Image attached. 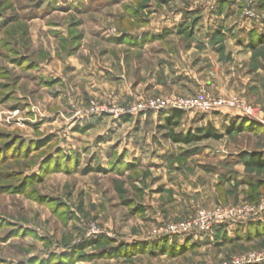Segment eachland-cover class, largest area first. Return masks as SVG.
<instances>
[{"label":"rangeland","instance_id":"rangeland-1","mask_svg":"<svg viewBox=\"0 0 264 264\" xmlns=\"http://www.w3.org/2000/svg\"><path fill=\"white\" fill-rule=\"evenodd\" d=\"M249 154L264 0H0V264H264ZM218 209L245 217L166 232Z\"/></svg>","mask_w":264,"mask_h":264},{"label":"built area","instance_id":"built-area-1","mask_svg":"<svg viewBox=\"0 0 264 264\" xmlns=\"http://www.w3.org/2000/svg\"><path fill=\"white\" fill-rule=\"evenodd\" d=\"M236 100L232 101V102H228L227 101H220L215 103V106H221V105H232L234 106L236 104ZM155 105L159 106V107H165L167 105L174 107V109H191L197 106H202V103L200 101H194V100H189V99H177V100H171V101H167V102H161L158 101L155 103ZM247 112L249 114H253L251 109H248ZM264 208L261 207V210ZM248 213L250 212L249 210L247 211ZM238 214H236L234 211L232 210H221L218 209L214 212H209V211H201L199 212V216L190 222H184L181 225H175V226H171L169 229H166L167 233H171V234H176V233H183L186 232L188 233L189 231H193V230H200L202 232H206L208 231L211 226L213 224H218V223H222L224 222L226 219H230V216H236ZM241 215V218L245 217V214H239L238 216ZM231 217V218H232ZM261 257H255L253 256V260H261Z\"/></svg>","mask_w":264,"mask_h":264},{"label":"trees","instance_id":"trees-1","mask_svg":"<svg viewBox=\"0 0 264 264\" xmlns=\"http://www.w3.org/2000/svg\"><path fill=\"white\" fill-rule=\"evenodd\" d=\"M168 115L167 118V125L170 127V138L176 142V143H193L196 141L197 136L194 135L192 132H190L187 136H184L183 134H176L175 129L179 127L183 117H184V112L181 110H167L165 111ZM211 132V137H214L216 139L219 138L217 134H214ZM248 157L250 158V162L254 166H257L261 169L264 168V154H249ZM254 224H250L252 226Z\"/></svg>","mask_w":264,"mask_h":264}]
</instances>
